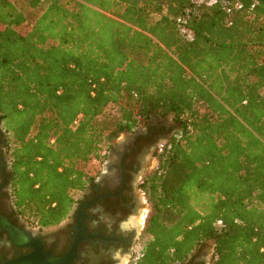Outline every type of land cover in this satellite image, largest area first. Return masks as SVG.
Returning <instances> with one entry per match:
<instances>
[{"label": "trees", "instance_id": "1", "mask_svg": "<svg viewBox=\"0 0 264 264\" xmlns=\"http://www.w3.org/2000/svg\"><path fill=\"white\" fill-rule=\"evenodd\" d=\"M17 2L0 0V136L22 217L61 223L120 133L171 116L128 264L206 245L212 264H264V0Z\"/></svg>", "mask_w": 264, "mask_h": 264}, {"label": "flooded vegetation", "instance_id": "2", "mask_svg": "<svg viewBox=\"0 0 264 264\" xmlns=\"http://www.w3.org/2000/svg\"><path fill=\"white\" fill-rule=\"evenodd\" d=\"M176 129L173 121L154 116L147 128L126 132L68 216L49 228L31 225L14 205L5 137L0 136V264L31 253L35 242L57 258L73 252L68 264H128L142 234H137L138 218L148 202L141 185L160 142ZM184 264H212L210 247L196 250Z\"/></svg>", "mask_w": 264, "mask_h": 264}, {"label": "rangeland", "instance_id": "3", "mask_svg": "<svg viewBox=\"0 0 264 264\" xmlns=\"http://www.w3.org/2000/svg\"><path fill=\"white\" fill-rule=\"evenodd\" d=\"M13 1H15L17 4H19L17 2V0H13ZM45 7H46V4L43 3L38 8L30 10L29 13H28V15H27V23L29 25L34 24L35 21L37 20V18L41 15L42 11L45 9ZM190 35H191V33H189V32L188 33H185V36L186 37H189ZM110 110H112V109H110ZM167 119H169V121H172V117L171 116L167 117ZM125 136H126V132L120 133L114 139L113 143L114 144L119 143L121 140H123L125 138ZM166 141L167 140L161 141L160 142V145L158 146V148L161 149L162 148L161 143L164 145L166 143ZM147 160L148 161L151 160L150 157H149V155L147 157ZM150 162H151V168H150V170H149L148 173H152L157 168V165H158L157 157H156V159H152ZM95 164H97V163H95ZM144 208H145L144 209L145 211L143 210L144 212L142 211L143 213L142 212L140 213L139 218H138V222H137L138 225H139V228L137 229V234L139 232H142V234H141V238L136 243V246H135V254H134V257L132 258V260H135L136 257H139L140 256L141 251H142V248H143V244H144V242L147 239L146 235H144V233H143V229H144V225H145L146 219L148 218V216L150 214V204L147 202ZM141 214H144V216H142ZM210 251H211V249H210Z\"/></svg>", "mask_w": 264, "mask_h": 264}, {"label": "water", "instance_id": "4", "mask_svg": "<svg viewBox=\"0 0 264 264\" xmlns=\"http://www.w3.org/2000/svg\"><path fill=\"white\" fill-rule=\"evenodd\" d=\"M34 250L31 253L18 256L12 260L6 261L3 264H68L72 261L73 252L63 257H54L46 253L38 242H35Z\"/></svg>", "mask_w": 264, "mask_h": 264}, {"label": "built area", "instance_id": "5", "mask_svg": "<svg viewBox=\"0 0 264 264\" xmlns=\"http://www.w3.org/2000/svg\"><path fill=\"white\" fill-rule=\"evenodd\" d=\"M238 7H240V5L238 6ZM182 29V31L184 32V33H188L189 31H187L185 28H181ZM190 33V32H189ZM191 37V35L188 37V38H190Z\"/></svg>", "mask_w": 264, "mask_h": 264}, {"label": "bare ground", "instance_id": "6", "mask_svg": "<svg viewBox=\"0 0 264 264\" xmlns=\"http://www.w3.org/2000/svg\"><path fill=\"white\" fill-rule=\"evenodd\" d=\"M143 213V212H142ZM142 216H144V214H142Z\"/></svg>", "mask_w": 264, "mask_h": 264}]
</instances>
